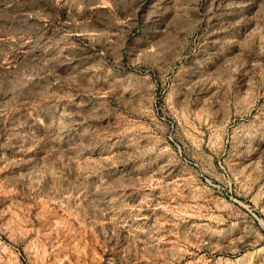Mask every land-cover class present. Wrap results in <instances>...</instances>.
Here are the masks:
<instances>
[{"label":"rangeland","instance_id":"rangeland-1","mask_svg":"<svg viewBox=\"0 0 264 264\" xmlns=\"http://www.w3.org/2000/svg\"><path fill=\"white\" fill-rule=\"evenodd\" d=\"M0 264H264V0H0Z\"/></svg>","mask_w":264,"mask_h":264}]
</instances>
